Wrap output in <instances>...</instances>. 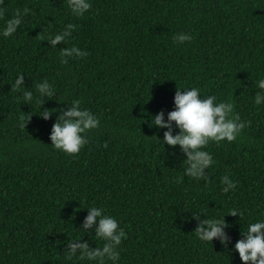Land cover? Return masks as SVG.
I'll return each mask as SVG.
<instances>
[{
    "label": "trees",
    "instance_id": "16d2710c",
    "mask_svg": "<svg viewBox=\"0 0 264 264\" xmlns=\"http://www.w3.org/2000/svg\"><path fill=\"white\" fill-rule=\"evenodd\" d=\"M91 4L76 17L66 0L0 3L4 18L17 7L31 9L16 32L0 37V264H95L65 259L67 240L82 235L90 246L102 244L94 229L77 228L86 205L102 207L125 229L119 264H243L232 245L247 223L264 219V104L253 102L260 91L254 81L264 77V0ZM66 23L76 25L66 44L52 48L39 40L41 30L56 32ZM180 31L193 40L174 42ZM73 44L88 55L59 64V48ZM17 72L29 89L45 78L54 84L57 95L42 108L79 98L99 116L78 153L50 145L56 113L44 119L35 103L17 99L10 88ZM181 86L230 98L248 122L235 140L205 146L214 159L207 182L183 174L185 154L160 143L156 136L162 141L165 129L149 123L161 110L167 118ZM29 115L21 127L19 118ZM224 174L237 181L235 190L221 191ZM231 209L242 216L225 213ZM194 211L225 213L228 241L195 238Z\"/></svg>",
    "mask_w": 264,
    "mask_h": 264
},
{
    "label": "clouds",
    "instance_id": "9594fccd",
    "mask_svg": "<svg viewBox=\"0 0 264 264\" xmlns=\"http://www.w3.org/2000/svg\"><path fill=\"white\" fill-rule=\"evenodd\" d=\"M2 3V0H0ZM66 5L72 15L82 16L91 7V0H66ZM31 12L27 6L13 9L12 15L5 17V9L0 7V19L3 24L0 26V37H9L17 31L24 17ZM50 27V26H46ZM76 25L66 23L56 32L40 31L39 40H47L48 45L56 48L57 42L67 43L72 38V33ZM193 34L189 31L174 33L172 39L176 43L192 41ZM88 55L87 50L75 44L71 47H60L57 55V62L64 65L69 58H83ZM260 90L255 93L253 102L257 105L264 104V77L254 81ZM13 91L19 93L17 99L25 103H35L39 107L37 112L42 118L48 119L53 112L56 113L55 119L51 124L49 137L50 145L66 154L78 153L82 146L89 142L87 133L90 129L99 126L100 118L90 109L81 106V100L74 98L71 100L57 99L58 101H70V106L57 108L41 107L45 100L57 95L54 84L48 79L34 81L32 89L24 84V73L17 72L14 81L10 84ZM183 88V91L181 89ZM35 93V94H34ZM201 90L198 87H176L173 102L174 107L166 114L161 110L151 115L150 125L163 127L162 141L156 136L157 140L164 145H178L185 158L181 161L183 174L196 180L207 182V171L214 164L212 153L206 150L205 146L212 142L223 140L233 141L246 127L247 121L241 120L238 112L234 111V103L230 98L217 100L214 94L199 95ZM26 121L20 126L25 127ZM174 122V123H173ZM178 131L173 134V127ZM175 182L179 183L183 177L177 176ZM222 184L221 191L228 192L235 190L237 181L231 179L228 174L220 177ZM81 203V202H80ZM87 208L79 228L82 233L91 232L94 229L93 237L101 241L100 246H90L88 240H82L81 236L77 239L67 240L65 259L92 261L95 264H119L121 240L126 238L125 229L119 225L118 220L107 214L104 209L96 205L83 206ZM236 214L242 213L238 209H231L228 212ZM221 216H200L199 212L192 215L197 219V224L193 229L195 238L200 241H212L217 238L225 244L229 237L224 231L226 222L224 214ZM240 238L236 239L232 248L238 253L239 259L243 264H264V219H256L247 223L246 228L241 230Z\"/></svg>",
    "mask_w": 264,
    "mask_h": 264
}]
</instances>
